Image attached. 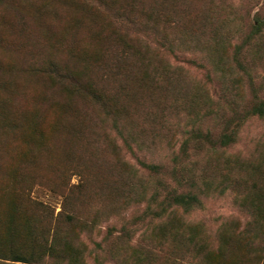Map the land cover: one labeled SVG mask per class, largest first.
Listing matches in <instances>:
<instances>
[{"label": "rangeland", "instance_id": "rangeland-1", "mask_svg": "<svg viewBox=\"0 0 264 264\" xmlns=\"http://www.w3.org/2000/svg\"><path fill=\"white\" fill-rule=\"evenodd\" d=\"M5 1L0 3V12L10 25L3 27L6 40L0 43V185L4 186L0 195V252H5L6 230L13 223L19 222L23 228L31 225V218L28 223L12 215L13 210H17L15 205L18 210L34 215L25 202L19 201L17 190L27 188L32 197L56 214L61 207V197L49 191V187L58 188L59 173L64 168L69 174L67 184H76L79 176L75 165L89 161L83 146L85 138L81 135L91 122H96L94 111L99 108L80 91L62 88L70 80L67 72H72L82 82L95 80L104 97L110 99L116 92L117 103L123 105L119 119L123 122H164L160 120L163 98L158 99L162 94L148 98L144 96L145 87L132 81L123 84L121 79L113 80L117 77L113 76L115 70L110 68V62L126 42L130 48V51L126 48L127 62L136 61L134 69L138 72L145 70L150 76L154 72L152 66H143L150 56L149 51L144 54L143 44L152 45L153 51L160 53L161 64L181 65L187 71L189 80L201 86L203 100H209L208 112L215 115L213 119L206 115L202 120L205 123L224 122L225 119H217L222 107L225 115L231 109L243 114L254 102L264 98V44L259 45L261 41L264 43V32L258 36L260 41L252 42L250 55L241 48L242 37L252 34L255 16L264 18V0H12L14 5H10L11 0ZM217 8L219 14L212 18L210 13ZM156 9L161 12L158 17L151 14ZM198 30L210 39L207 51L182 55L179 50L183 37L188 38ZM215 41L218 42L214 44ZM71 44L75 46V58L73 54L69 58V51L73 50ZM81 48L85 50L77 51ZM137 50L141 53L133 55ZM189 59L194 63L187 65L181 61ZM210 61L219 62L220 70L216 67L211 70ZM118 84L124 85V96H119L115 90ZM107 90H111L110 93ZM65 102L69 107H63ZM108 107L111 109V104ZM198 111H203V107L199 106ZM7 122L21 123V127L9 128ZM66 122L64 132L61 125ZM185 124L182 116L172 118L168 124L173 129L174 150L186 137V134L179 135V129ZM115 143L125 160L134 163L123 141L115 138ZM129 145L131 147V143ZM225 153L231 155V163L237 160L240 164L238 167L230 164L226 168L228 172L230 169L231 173H246L251 169L244 178L251 179L255 173L253 179L264 181V115H247L236 142ZM260 164L262 166L258 167ZM223 186L226 188L221 193L202 199V209L188 215L189 219L202 221L209 242L213 234L208 229L220 222L232 225L240 233L251 223L245 206H241L242 200L236 199L230 185ZM95 202L90 190H86V198L79 202V211L84 212ZM261 203L264 204L263 200ZM124 215L130 217L129 210ZM104 219L97 220L95 230L83 233L81 238L90 258L98 262L92 261L93 264H118L107 263V256L99 253L107 228L116 229L111 219ZM248 232L242 233V237L249 239L234 251L233 259L238 261L232 264L240 260L246 264H264V231L257 232L256 237L252 231ZM138 235L136 232L133 239L139 238ZM215 254L216 251L210 254L211 264H229L217 263ZM225 259L228 261L229 256ZM8 263L12 262L0 258V264ZM13 264L45 262L16 261Z\"/></svg>", "mask_w": 264, "mask_h": 264}, {"label": "trees", "instance_id": "trees-1", "mask_svg": "<svg viewBox=\"0 0 264 264\" xmlns=\"http://www.w3.org/2000/svg\"><path fill=\"white\" fill-rule=\"evenodd\" d=\"M3 1L6 2L0 0V3ZM10 5H14L12 0ZM217 10L218 8L210 13L212 18L219 14ZM151 14L158 17L161 12L156 9L151 11ZM6 25L10 24L0 12V43L6 40L2 33ZM251 28L252 34L244 35L241 43V48L247 55H250L252 42L260 41L258 36L264 32V18L255 16ZM183 38L184 43H180L182 49L179 50L182 55L207 51L210 43L209 37L204 36L200 30L188 38ZM263 44L262 41L259 42V45ZM71 46L73 50H68L69 58H72V54L76 55L75 46ZM123 46L110 62V68L115 70L113 76L117 77L113 80L118 82L121 79L123 84L132 81L145 87L147 92L144 96L148 98L158 95L157 93L162 94L158 99L163 98L160 120L164 122L119 120L120 107L123 105L117 103L116 92L112 91L114 94L110 95V99L104 97L95 80L82 82L72 72H67L70 80L62 88L80 91L99 108V111H94L96 122H91L86 132L81 135L85 138L83 146L89 161L84 165H75L79 176L76 184H67L69 174L64 168L59 173L58 188L49 187V191L61 197V207L56 214H53L48 205L32 197L27 188L17 190L19 201L25 202L34 215L18 210L15 205L17 210H13V216L17 219L19 216L22 221L26 220L28 223L30 218L32 221L29 227L23 228L16 222L6 230V249L5 252H0V258L12 262L8 264L16 261H44L45 264L98 263L93 257L90 258V252L81 237L83 233H92L96 228V221L103 218L111 219V225H115L116 229L111 230L110 227L107 228L109 224L106 225L107 230L102 239L103 247L99 253L107 256V263L118 264H211L213 261L210 254L215 251L217 263L225 261L232 264L233 261H238L237 258L233 259L234 251L249 239L242 236L252 231L256 237L257 232L260 234V231H264V204H259L260 200L264 202V181L253 179L255 173L251 175L252 180L244 178L245 174L252 172L251 169L246 173H231L230 169L228 172L226 168H229L230 164L235 167L240 164L237 160L231 163V155L225 153L226 149L236 142L247 115H264V98L254 102L250 110L243 114L231 109L230 113L225 115L222 107L223 111L218 114L217 119H225L224 122L205 123L202 120L206 115L209 114L212 119L215 117L211 116L212 112H208L209 100H203L201 86L189 80L187 71L183 70L181 65L161 64L160 53L154 52L152 45L143 44L144 54L149 51L150 55L146 57L143 66H152L154 70L150 76L145 70L138 72V69H134L137 58L133 59L134 64L127 62L129 44L126 42ZM84 50L81 48L77 51ZM140 53L137 50L133 55ZM181 61L187 65L194 63L193 59ZM53 63L51 62L52 66ZM217 63L213 65L210 61L211 70L214 67L220 70L221 64ZM123 87L122 84L115 87L119 96H124ZM103 88L106 91L107 87ZM110 91L107 90V93ZM142 101L145 102V99ZM110 104L111 109L108 107ZM199 106L203 107V111H198ZM63 107H69L68 103L65 102ZM215 110L218 111L217 108ZM180 116L186 124L179 129V135L186 134V137L180 142L179 148L174 150L173 129H170L168 124L172 118ZM105 120L109 122H104ZM165 123L167 125L164 128ZM6 124L9 128L13 125L21 127V123ZM67 124L66 122L61 125L64 132L67 130ZM146 134H150L149 137ZM115 138L123 141L132 153L134 163L125 160L124 154L120 153L115 143ZM260 166L262 165H258ZM225 184L235 191L238 201L242 200L241 206H245L251 223L242 235L235 227L232 228V225L220 222L215 228L208 229L213 234L209 242L206 235L208 231L202 221L189 219L188 215L202 209V199L215 192L221 193L226 188L223 186ZM3 187L1 184L0 195ZM88 189L96 202L94 206H88L87 210L80 212L79 202L86 198ZM18 197L16 196L17 200ZM9 203L10 201L8 205ZM128 210L130 217L124 215ZM23 229L26 231L23 232ZM136 232H139V238L133 239ZM254 252L255 255L258 254ZM224 256H229L228 261ZM238 264L246 263L240 260Z\"/></svg>", "mask_w": 264, "mask_h": 264}]
</instances>
